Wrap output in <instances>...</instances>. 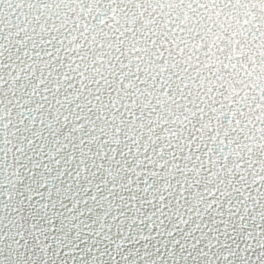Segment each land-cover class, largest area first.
Instances as JSON below:
<instances>
[{
  "label": "snow or ice",
  "instance_id": "6c2138e0",
  "mask_svg": "<svg viewBox=\"0 0 264 264\" xmlns=\"http://www.w3.org/2000/svg\"><path fill=\"white\" fill-rule=\"evenodd\" d=\"M0 264H264V0H0Z\"/></svg>",
  "mask_w": 264,
  "mask_h": 264
}]
</instances>
